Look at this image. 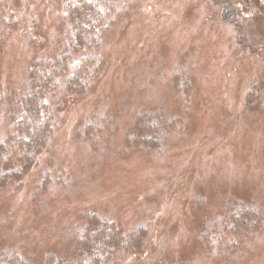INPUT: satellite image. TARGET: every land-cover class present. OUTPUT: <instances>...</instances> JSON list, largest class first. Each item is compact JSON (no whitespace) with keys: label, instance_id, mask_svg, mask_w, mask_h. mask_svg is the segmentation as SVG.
Listing matches in <instances>:
<instances>
[{"label":"rangeland","instance_id":"obj_1","mask_svg":"<svg viewBox=\"0 0 264 264\" xmlns=\"http://www.w3.org/2000/svg\"><path fill=\"white\" fill-rule=\"evenodd\" d=\"M67 1L0 0V24L14 19L2 80L18 84L32 57L63 49ZM87 1L102 29L69 74L87 56L82 79L98 60L102 71L84 93L60 90L51 143L19 188L0 191L6 247L68 263L94 212L129 241L108 264H264V21L238 17L252 51L220 0Z\"/></svg>","mask_w":264,"mask_h":264},{"label":"trees","instance_id":"obj_2","mask_svg":"<svg viewBox=\"0 0 264 264\" xmlns=\"http://www.w3.org/2000/svg\"><path fill=\"white\" fill-rule=\"evenodd\" d=\"M69 3V1L63 3V11H60L64 28L63 49L45 56L32 57L18 84L4 81L0 77V191L19 188L21 185H18V182L21 177L29 171L41 152L51 143L52 121L57 116L62 102L64 103L61 100L66 98L59 95L60 90L74 89L78 93H84L89 89V78L102 71V63L100 64L98 60L92 63L87 79H82L83 73L87 71V65L91 63L87 56L80 57L75 63L76 73L69 74V66L74 63L72 56L79 51L77 46H83L87 37L95 38L94 34L102 29V25H97L101 15L89 1L76 0L72 4ZM218 3L221 4L222 19L236 30L238 42L254 51L251 44H245L243 41L246 29L238 17L248 22L264 21V0H220ZM13 20V11L9 10L7 21L0 24V52ZM15 30L24 38V32ZM96 39L93 44H96ZM26 40L36 45V42L29 38ZM262 43L260 40L259 44ZM93 44L90 46V52L94 59L96 57ZM79 78L82 80L79 81ZM160 116L159 113L157 119L161 121ZM153 118L156 119L154 116ZM83 136L88 138V131H85ZM233 207L235 206H231V209ZM87 214L83 219L84 226L79 225L77 233L75 231L72 233L77 250L69 259L70 262L67 263L64 257H60L61 254L58 256L53 251L42 253L40 262L31 261L20 251L8 249L0 233V264H108L114 252H129V241L125 239V233L115 226L112 220L101 219L95 216L94 212ZM231 214L230 210L226 217ZM216 227L227 228L223 220ZM136 244L134 242V245Z\"/></svg>","mask_w":264,"mask_h":264}]
</instances>
